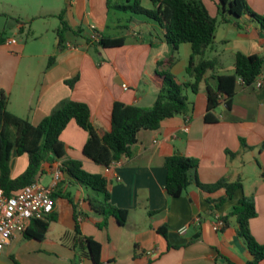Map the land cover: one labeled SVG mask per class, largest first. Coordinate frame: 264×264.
I'll list each match as a JSON object with an SVG mask.
<instances>
[{"label":"crops","instance_id":"1","mask_svg":"<svg viewBox=\"0 0 264 264\" xmlns=\"http://www.w3.org/2000/svg\"><path fill=\"white\" fill-rule=\"evenodd\" d=\"M64 1L67 5L62 10L64 20L72 28L66 35L65 45L59 46L57 30L52 52H38L39 46L31 47L16 39L3 38L0 44V90L9 98L11 113L38 126L60 102L70 99L88 104L92 123L110 130L116 102L152 107L160 89L155 74L157 63L172 54L159 25L142 16L120 17L108 10L107 0ZM219 1L202 0L213 17L219 15ZM141 2L145 8L153 9L151 0ZM247 2L253 12L264 17V0ZM113 20L116 28H126L127 33L117 36L111 32ZM129 21L132 27L127 25ZM92 27L106 37H125V45L97 48L87 40ZM19 31L24 30L19 27ZM11 40H16V44H10ZM216 42L228 55L225 63L218 54L220 66L216 75L235 73L238 52L264 58V30L248 16L220 24ZM191 54L190 44L181 45L173 68L180 82L179 75L186 72ZM52 57L55 60L49 65ZM211 75L208 82L202 83L198 94L192 97L187 94L193 105L191 115L165 120L158 131H141L134 157L109 168L84 157L88 133L71 121L61 135L67 157L82 161L87 172L101 174L109 180L111 203L129 211L127 223L121 226L110 217L107 227L100 228L104 217L90 206V200L95 198L93 194L67 182L62 186L63 197L55 207L58 219L49 223L46 239L27 240L24 233H17L4 248L0 264H13L12 256L21 264H94L78 244L75 213L81 214L82 236L101 244L102 264L251 262L253 257L238 234L237 219L230 215L244 197L253 199L258 214L251 220V233L258 243L264 244V65L259 76L262 87H245L239 82L231 107L221 105L212 112L217 119L215 123L206 122L207 87L208 84L214 89L217 86ZM75 78L78 81L74 88L69 87L67 82ZM243 140L247 148L242 146ZM176 153L199 160L201 183L241 180L243 190L214 212L208 199H219L224 196L223 190L205 194L193 182L183 196L169 197L165 161ZM60 165L61 162L44 164L40 181L43 183L50 176L53 183ZM28 166L29 156L15 153L11 177L18 178ZM61 179H64L62 175ZM68 193L74 204L67 199ZM219 217H228V225L216 232L214 224ZM186 226L188 232L181 235L180 229Z\"/></svg>","mask_w":264,"mask_h":264},{"label":"trees","instance_id":"2","mask_svg":"<svg viewBox=\"0 0 264 264\" xmlns=\"http://www.w3.org/2000/svg\"><path fill=\"white\" fill-rule=\"evenodd\" d=\"M153 9H147L141 0H107L109 11L142 16L159 25L165 42L171 47L172 54L165 60L157 63L156 77L160 82V89L155 104L144 108L135 105H126L116 102L112 112V126L110 130L96 127L92 123V111L88 104L70 99L63 100L54 109L52 114L43 122L34 126L29 120L18 117L9 110V98L0 90V189L7 197H12L27 186L40 181L43 176L44 164L61 162L60 172L64 179L59 180L53 193V212L44 219H35L24 232L27 240L44 241L49 223L56 221L55 207L58 199L63 197L62 186L67 182L101 196V199L92 198V210L103 216L104 221L99 225L105 228L108 219L113 217L119 225L125 226L129 211L119 209L111 203L109 180L101 174H92L83 167V162L67 157L66 146L61 140L62 133L71 121L88 133V140L83 147V155L97 165L109 168L113 163L123 162L134 157V147L138 143V134L141 131H158L165 120L177 116L192 114L193 105L189 102L185 92L198 94L201 85L210 79L217 84L207 87V123H215L217 119L212 115L219 106L231 107L236 95L239 82L245 87H253L262 73L264 58L255 55H245L238 52L235 56V73L233 75H216L220 66L216 59H209L207 54L215 48L217 30L220 24L231 23L235 18L248 16L257 22L264 30V17L253 12L247 0H220L219 15H210L202 0H151ZM63 11L59 15L61 25L57 29L59 46L66 43V35L72 28L64 20ZM132 21H129V23ZM24 30V25L20 24ZM78 34V32H76ZM92 43L91 38H87ZM3 37H0V44ZM126 38H110L100 35L98 43H92L97 48L111 49L125 45ZM190 44L192 54L186 68L189 78L187 82H180L173 74V68L178 62V51L181 45ZM55 58L49 60L52 65ZM78 78L67 82L74 88ZM242 146L247 148L245 141ZM29 156L27 170L18 178L11 177V161L13 155ZM167 170L166 193L171 198L183 196L185 191L194 182L205 194H215L224 191V196L211 200V212L218 210L228 200L243 190L241 180L229 182L222 179L213 184H203L198 178L199 160L182 154H174L165 161ZM72 195L67 199L74 204ZM258 211L253 199L244 197L231 213L238 223V234L247 245L253 260L247 264L264 262V244L256 241L251 233V220L257 217ZM75 213V232L78 244L86 258L94 264L101 263V244L93 238H84L80 228L79 216ZM225 228L228 217H223ZM224 228V229H225ZM164 235L166 233L162 232ZM13 264H21L14 256Z\"/></svg>","mask_w":264,"mask_h":264},{"label":"rangeland","instance_id":"3","mask_svg":"<svg viewBox=\"0 0 264 264\" xmlns=\"http://www.w3.org/2000/svg\"><path fill=\"white\" fill-rule=\"evenodd\" d=\"M67 7L64 0H0V37L7 39H16L22 44H29V46H39L38 52H52V45L56 38V30L61 25L59 15L62 10ZM120 17H130L131 14L112 11ZM20 24H23L25 29L23 32L19 31ZM131 26L130 23H127ZM31 26H33L31 28ZM132 27V26H131ZM130 27V28H131ZM111 32L117 36L127 33L128 29L116 28L114 20L110 24ZM109 32V29H108ZM216 48V50H215ZM215 48L208 52L209 59L221 60L227 63L228 55L223 52V47L215 44ZM181 82L189 80L186 72L179 75ZM186 95L193 96L191 91L185 92ZM43 183L49 185L52 183V178L46 176ZM93 196L101 199V196L90 190Z\"/></svg>","mask_w":264,"mask_h":264},{"label":"built area","instance_id":"4","mask_svg":"<svg viewBox=\"0 0 264 264\" xmlns=\"http://www.w3.org/2000/svg\"><path fill=\"white\" fill-rule=\"evenodd\" d=\"M92 43L100 41V34L95 27H92L90 35ZM16 44V40L9 41ZM255 87H262V80L258 78ZM128 90V86L124 85ZM120 162L113 163L118 165ZM61 178L60 168L54 176L52 185L46 186L41 181L35 182L12 197H7L0 189V257L4 248L8 246L17 233H24L35 219H44L53 212V193ZM225 228L222 218H218L214 224V230L220 232ZM189 227H183L179 233L185 235Z\"/></svg>","mask_w":264,"mask_h":264}]
</instances>
